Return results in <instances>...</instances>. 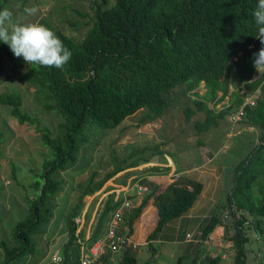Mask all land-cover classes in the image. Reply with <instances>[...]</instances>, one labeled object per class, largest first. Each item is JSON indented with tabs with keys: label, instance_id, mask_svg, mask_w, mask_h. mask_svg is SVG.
<instances>
[{
	"label": "trees",
	"instance_id": "1",
	"mask_svg": "<svg viewBox=\"0 0 264 264\" xmlns=\"http://www.w3.org/2000/svg\"><path fill=\"white\" fill-rule=\"evenodd\" d=\"M93 3L94 20L80 41L45 18L37 21L56 32L72 57L62 69L27 64L20 73L21 80L38 90L45 108L58 114L61 122L54 135L48 128L40 130V142L51 157L43 161L40 173L29 184L33 195L26 197L25 215L13 225L10 241L0 237V264H24L28 257L38 254L36 238L45 234L51 223L57 208L55 200L64 185L59 174L75 166L80 149L89 142L92 126L115 129L139 110L144 111L141 123L152 121L169 107L176 88L185 86L192 91L201 84L205 90L202 100H191L194 108L184 110L187 120L197 112L204 114V119L195 124L198 133L216 126L219 119L244 105L246 96L258 91L255 105H244L240 122L259 131V143L235 166L232 190L226 199L227 208L234 206L243 213L240 219H231L232 234L227 232L226 236L232 242L233 264H246L247 236L243 232L246 214L264 217V70L256 76L258 71L253 64L254 54L264 47L256 38L252 16L257 0ZM7 5L8 0H0V10ZM3 58L14 71L22 66L9 46L0 41V67ZM225 98L228 106L216 113L215 106ZM22 105L23 97L18 92L0 95V106L9 107L19 124L38 127L39 120L25 113ZM122 170L118 165L98 183L91 179L79 190L75 204L64 215L67 241L60 253V264H79L82 254L104 235L110 214L121 205L123 197L117 201L112 196L106 199L88 239H84L75 220L80 217L85 197L99 191ZM11 172V178L16 180L14 166ZM179 180L180 177L161 192L155 184L141 181L149 192L124 214L122 226L127 227L128 235H132L134 223L151 198L157 221L146 238L148 247L168 223L193 207L202 183ZM219 224V218L213 215L201 229L202 239L206 240ZM118 253L114 262L108 253L93 264H137L131 249ZM221 262V256L217 255L199 264ZM193 264H197V259Z\"/></svg>",
	"mask_w": 264,
	"mask_h": 264
},
{
	"label": "rangeland",
	"instance_id": "2",
	"mask_svg": "<svg viewBox=\"0 0 264 264\" xmlns=\"http://www.w3.org/2000/svg\"><path fill=\"white\" fill-rule=\"evenodd\" d=\"M94 1L8 0L6 8L13 13L14 21L37 22L45 18L66 35L80 41L94 20ZM31 6L40 9L35 16H28L24 12L26 7ZM19 60L22 66L14 71L11 63L3 58L0 67V95L14 91L20 93L23 97L22 110L37 118L39 125L19 124L11 116L9 107L0 106V237L7 241H10L13 225L25 215L26 197L33 195L29 184L40 173L43 161L51 157L49 150L40 142V130L48 128L54 135L61 122L58 114L45 108V101L38 90L21 80L20 73L27 63L23 57H19ZM263 70L258 71L256 76ZM204 92L202 84L192 91H187L185 86L176 88L172 93L173 100L162 116L146 123L140 122L144 111L139 110L115 129L103 130L92 126L89 142L80 149L75 166L59 174L64 185L55 200L57 208L54 216L45 234L36 238L38 254L28 257L24 264L35 261L37 264H50L52 254L61 253L63 244L67 241L64 215L75 204L79 190L85 188L91 179L94 184L98 183L118 165L123 170L111 177L99 191L84 199L80 217L75 220L84 239H88L94 230L106 199L112 196L117 201L120 198L117 196V186L112 184L118 185L117 181L127 184L129 176L136 181L146 175L157 176L165 170L161 165L168 163V157L176 165L177 171L190 170L179 181L198 173L195 168L205 162L211 176H218L220 180L217 191L211 194L224 206L232 190L234 168L259 143V131L242 122L233 124L229 120V112L217 121L216 126L198 133L195 124L204 119V114L197 112L187 120L184 110L187 107L194 108L191 100H202ZM195 93L199 96L196 97ZM228 104V98H225L215 106V112H220ZM13 166L16 180L11 178ZM211 190L213 187L210 192ZM220 209L216 208L212 215L217 216ZM150 214L147 210L136 226L138 232L134 243L137 249L132 250V254L136 257L137 264H193L195 259L199 264L217 254L214 246L186 242L184 228L180 229V233L177 231L178 234L173 239L158 236L151 242V247L140 243V236L143 237L154 227L153 220L148 217ZM248 217L246 214V219ZM250 218L256 237L249 228L246 229V264H264V217ZM256 224L259 229H256ZM226 225L231 227L230 220ZM188 228L193 229L196 234L194 222L189 223ZM225 240L229 241L228 238ZM116 255L118 257L119 253ZM233 260L234 250L221 264H233Z\"/></svg>",
	"mask_w": 264,
	"mask_h": 264
},
{
	"label": "crops",
	"instance_id": "3",
	"mask_svg": "<svg viewBox=\"0 0 264 264\" xmlns=\"http://www.w3.org/2000/svg\"><path fill=\"white\" fill-rule=\"evenodd\" d=\"M167 161H168V163L164 162V164L161 165L162 167L165 168V170L163 172H161V174H158L157 176L146 175L145 177H142L137 181L134 179V177L129 176V177H127V184L126 183L121 184L118 181H117L118 185L112 184L113 186H117V188H118L117 196L118 197L134 196L135 185L136 184L144 185L141 183L142 180H147V181L155 184L156 186H158L159 191L161 192L165 189V187L167 185L174 182L178 177H180V178H181V176L184 177V175H185L184 173L190 171V170L177 171L176 165L172 164L169 157H168ZM208 167L209 166L204 162V163H202V165L199 168H195V169H198L197 170L198 173L196 172V173L192 174L193 176L188 177V178L186 176L187 179L185 181L194 180V181L201 182L203 185L202 191H201L196 203L193 205V207L188 212H186L184 215H182L181 217H179V218L171 221L170 223H168L163 228V230L159 236H165V237H169V238L173 239L174 236L176 237V235L178 233H180V229H182V228H184L186 230V234L187 233H193L194 230L193 229L191 230V228H188L189 223H192V222L195 223V228L197 227V229L195 231L201 230L202 227L206 224V222L213 216L212 215L213 211L216 208H218V207L221 208L220 209L221 211L217 215L218 218L226 210L227 204H225L224 206L223 205L221 206L219 201H217V199L214 197V195H212L213 192L217 191L218 183L220 180H218V176H211L212 173L210 172V169ZM195 169L193 168L192 170H195ZM174 173H176V174H174ZM193 178H195V179H193ZM214 178H215V180H214ZM181 181H182V179H181ZM145 186H147V185H145ZM212 187H213V190H211L212 192H210V189ZM145 195H143V197ZM143 197L139 198L137 205L141 202ZM147 210H149V212L151 213L150 216H148V217L151 220H153V226L156 225L157 210L154 207L153 199L151 198L148 201L146 207L143 209L139 219L133 225V233H132L133 239L136 237L137 232H138L136 229L137 223L140 220L141 216L143 214H145ZM225 226H227V225L226 224L217 225V227L213 230V232L209 235V237L205 240V242L201 243L203 245L205 244L207 246L210 245V246L216 247L217 248V254H214L213 256L220 255L223 261H224V259L227 258V256L230 257L231 252H233L232 242L231 241L227 242L225 240L226 236H227V232L229 233V231L231 230V227L226 228ZM177 231H178V233H177ZM149 233H146L143 237L140 236V238H139L140 243L146 244V238H147Z\"/></svg>",
	"mask_w": 264,
	"mask_h": 264
},
{
	"label": "clouds",
	"instance_id": "4",
	"mask_svg": "<svg viewBox=\"0 0 264 264\" xmlns=\"http://www.w3.org/2000/svg\"><path fill=\"white\" fill-rule=\"evenodd\" d=\"M39 11L37 6L24 9L28 16H35ZM252 16L257 28L256 38L264 45V0H257ZM0 41L29 65L62 69L72 57L71 50L52 28L38 22L14 21L13 13L7 8L0 10ZM253 64L259 72L264 69V47L254 54Z\"/></svg>",
	"mask_w": 264,
	"mask_h": 264
},
{
	"label": "built area",
	"instance_id": "5",
	"mask_svg": "<svg viewBox=\"0 0 264 264\" xmlns=\"http://www.w3.org/2000/svg\"><path fill=\"white\" fill-rule=\"evenodd\" d=\"M258 97V91L248 95L245 97V104L249 106H254L255 101ZM244 104V105H245ZM244 105L240 106L238 109L234 110L230 113V121L235 124L241 121L243 116V107ZM149 189L145 185H135V194L134 199H130V196L123 197V201L121 205L116 208L111 214L106 224L105 232L102 237H100L97 241H95L87 250L84 252L80 258L79 264H93L98 261L101 257L110 253L112 258L110 259L111 262H114V255L120 251L131 249L136 250L137 245L134 243V239L132 235H128V229L126 226H122V220L124 217L125 212L137 206L139 198L143 197V195L147 194ZM243 213L238 211L234 206L226 208V210L221 214L219 217L220 224L224 225L227 223L228 220L231 221L240 219ZM244 230L245 236H247L246 229L249 228L250 231L256 237L255 228L251 222V218L248 217L244 222ZM186 242H194L196 244L204 243L205 240L202 239V231L198 230L196 234L194 233H187L185 235ZM61 263V256L58 252H55L51 256V263L50 264H60Z\"/></svg>",
	"mask_w": 264,
	"mask_h": 264
}]
</instances>
